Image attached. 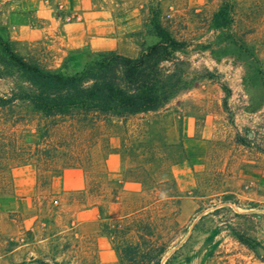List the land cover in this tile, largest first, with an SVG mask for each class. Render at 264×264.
<instances>
[{
  "label": "rangeland",
  "instance_id": "374dc122",
  "mask_svg": "<svg viewBox=\"0 0 264 264\" xmlns=\"http://www.w3.org/2000/svg\"><path fill=\"white\" fill-rule=\"evenodd\" d=\"M155 11L182 43L176 57L191 86L157 114L132 118L125 127L101 126L112 148H121L125 137L132 153L107 157L111 184L103 185V203H82L85 166L65 167L48 179L41 166L10 163L0 235L31 231V245L48 253L52 247L45 244L52 242L63 250L58 260L76 264L87 250L98 264H116L99 224L116 217L125 198L162 196L129 181L139 177L130 171L141 153L159 148L166 165L174 163L180 196L178 226L162 264H264V0H0V57L9 45L24 60L64 75L80 72L101 52L134 58L158 41L150 24ZM16 84L0 79V94ZM43 123L16 103L0 111V136L34 143Z\"/></svg>",
  "mask_w": 264,
  "mask_h": 264
},
{
  "label": "trees",
  "instance_id": "16d2710c",
  "mask_svg": "<svg viewBox=\"0 0 264 264\" xmlns=\"http://www.w3.org/2000/svg\"><path fill=\"white\" fill-rule=\"evenodd\" d=\"M157 18L155 11L150 24L158 41L142 47L136 57L114 51L97 53L87 67L72 75L48 72L38 63L24 60L9 45L3 47L0 79L15 78L21 84H16L8 94H0V111L19 103L44 123L37 128L38 139L34 143L17 136H0V203L11 192V182L4 173H8L12 162L41 166L48 179L65 167L85 166L89 181L82 193V203L106 201L103 185L111 184L105 179L107 157L116 150L124 155L132 153L123 144L125 137L120 139L121 148H112L111 136L105 135L101 126L119 122L125 127L132 118L157 114L177 93L191 86L185 68L181 67L183 63L176 57L182 43ZM165 63L168 68L163 66ZM140 156L142 162L130 171L137 172L139 177L129 181L139 185L143 192L159 190L162 196L125 198V207L116 217L100 222L99 233L110 242L117 256L116 264H162L178 226L180 196L171 172L174 163L166 165V152L159 148L148 149ZM94 172L99 180L91 176ZM156 172H163L164 177L150 178ZM55 234L49 233L48 237ZM239 241L254 248L240 238ZM31 244V231L0 235V264H72L65 258L57 259L64 252L58 251L52 242L45 244L52 247L48 253L43 246ZM88 255L87 250L82 251L76 264H98Z\"/></svg>",
  "mask_w": 264,
  "mask_h": 264
}]
</instances>
